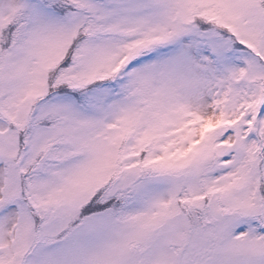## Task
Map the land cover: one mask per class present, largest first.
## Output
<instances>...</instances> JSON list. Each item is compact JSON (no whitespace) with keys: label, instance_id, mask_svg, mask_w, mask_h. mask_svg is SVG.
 Returning <instances> with one entry per match:
<instances>
[{"label":"snow or ice","instance_id":"1","mask_svg":"<svg viewBox=\"0 0 264 264\" xmlns=\"http://www.w3.org/2000/svg\"><path fill=\"white\" fill-rule=\"evenodd\" d=\"M0 264H264V0H0Z\"/></svg>","mask_w":264,"mask_h":264}]
</instances>
